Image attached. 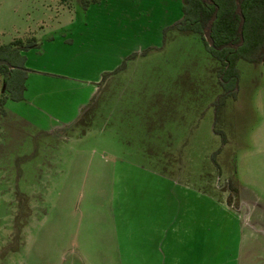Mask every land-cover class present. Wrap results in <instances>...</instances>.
I'll return each mask as SVG.
<instances>
[{
    "label": "rangeland",
    "instance_id": "obj_1",
    "mask_svg": "<svg viewBox=\"0 0 264 264\" xmlns=\"http://www.w3.org/2000/svg\"><path fill=\"white\" fill-rule=\"evenodd\" d=\"M183 1L0 0V56L31 73L0 108V264H69L82 216L102 245L113 190L154 172L197 191L196 264H264V57L218 105L219 61L170 27Z\"/></svg>",
    "mask_w": 264,
    "mask_h": 264
},
{
    "label": "crops",
    "instance_id": "obj_2",
    "mask_svg": "<svg viewBox=\"0 0 264 264\" xmlns=\"http://www.w3.org/2000/svg\"><path fill=\"white\" fill-rule=\"evenodd\" d=\"M29 58L31 59V56H26V61ZM30 77L31 73L27 75L26 81ZM26 91L25 89L24 96ZM155 176L157 180L154 182L142 183L141 187L139 184L135 185L140 188V194L135 197L132 193L133 202L129 195L135 186L119 184V188L124 187L125 191L113 190L111 219L107 224L109 240L102 245L98 244L99 241L90 243L89 239H86L87 231L82 222L83 216L78 220L77 236L82 233L85 239L82 238L84 241L79 244L80 247L78 244L72 247L73 256L69 264H196L197 191H188L187 186L182 190L179 182L174 181L170 185L171 192L165 193L163 176L160 175L159 180V174L154 172ZM116 183L115 181V185ZM208 200L212 216L214 206L222 213V204L214 201L211 196ZM210 217L211 215L208 217L205 215L204 223L199 225L205 234L207 231L211 233ZM227 217L229 218L225 216V219H228ZM88 234L90 235L89 232Z\"/></svg>",
    "mask_w": 264,
    "mask_h": 264
},
{
    "label": "trees",
    "instance_id": "obj_3",
    "mask_svg": "<svg viewBox=\"0 0 264 264\" xmlns=\"http://www.w3.org/2000/svg\"><path fill=\"white\" fill-rule=\"evenodd\" d=\"M99 1L78 0L84 9ZM170 27L197 33L209 53L219 61L217 75L224 93L219 97L218 105H222L229 96L236 97V61L259 62L264 57V0H184L181 18ZM17 41L15 45L19 44ZM0 58L9 60L6 56ZM20 59L18 63L25 62L22 56ZM0 76L3 81L0 95L2 109L7 100L20 101L24 98L27 73L25 69H9L0 65ZM222 140L225 142L224 137Z\"/></svg>",
    "mask_w": 264,
    "mask_h": 264
},
{
    "label": "water",
    "instance_id": "obj_4",
    "mask_svg": "<svg viewBox=\"0 0 264 264\" xmlns=\"http://www.w3.org/2000/svg\"><path fill=\"white\" fill-rule=\"evenodd\" d=\"M0 65H6L9 69L20 68L10 64L6 59L0 58Z\"/></svg>",
    "mask_w": 264,
    "mask_h": 264
}]
</instances>
